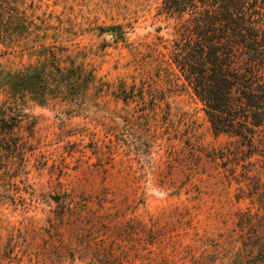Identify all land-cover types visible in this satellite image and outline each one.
Instances as JSON below:
<instances>
[{"label":"rangeland","instance_id":"rangeland-1","mask_svg":"<svg viewBox=\"0 0 264 264\" xmlns=\"http://www.w3.org/2000/svg\"><path fill=\"white\" fill-rule=\"evenodd\" d=\"M160 6L0 0V264H264V132H213Z\"/></svg>","mask_w":264,"mask_h":264},{"label":"trees","instance_id":"trees-1","mask_svg":"<svg viewBox=\"0 0 264 264\" xmlns=\"http://www.w3.org/2000/svg\"><path fill=\"white\" fill-rule=\"evenodd\" d=\"M160 10L180 18L172 61L213 132L252 147L264 132V0H161Z\"/></svg>","mask_w":264,"mask_h":264}]
</instances>
